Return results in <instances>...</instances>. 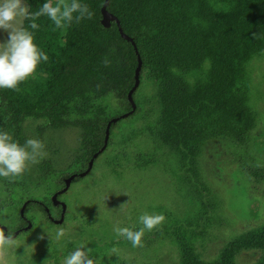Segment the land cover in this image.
<instances>
[{"label": "trees", "instance_id": "16d2710c", "mask_svg": "<svg viewBox=\"0 0 264 264\" xmlns=\"http://www.w3.org/2000/svg\"><path fill=\"white\" fill-rule=\"evenodd\" d=\"M25 2L29 11L35 12L46 0ZM103 2L81 0L89 6L92 18L73 21L62 29H55L43 16L37 19L39 28L35 30L29 28V20H22L20 26L33 33L34 43L49 59L41 61L32 76L18 85L19 91L0 88V132L9 133L23 145L28 139L24 120L45 117L53 127H79L80 140L65 172H56L44 161L35 176L25 170L18 177H0V188L9 198L4 201L0 196V224L6 226L7 235L24 229L28 219L35 222L30 211H40L51 223L46 208L54 219L60 217L61 205H55L51 196L17 198L16 190L30 180H48L55 192L72 172L87 167L93 153L104 143L105 127L111 117L97 99L114 95L121 105L114 116L131 108L127 93L134 84L137 54L114 21L108 27L101 24ZM107 9L137 46L142 61L139 85L144 75L156 87L159 115L155 132L164 145L183 149L182 154L194 160L196 150H201L211 135L223 133L239 142L247 137L256 114L247 88L236 86V77L252 57H264V0H109ZM138 86L133 91L135 110L111 124L108 144L122 120L139 114ZM190 138L192 147H187ZM197 138L200 143H196ZM256 170L253 173L264 179V169ZM79 179L76 176L72 182ZM8 209L12 211L8 213L10 218L6 215ZM242 248L259 249L261 255L254 264H264V225L236 235L225 246L217 264H233L232 252ZM181 255L182 264H203L185 248ZM94 264L133 263L109 259Z\"/></svg>", "mask_w": 264, "mask_h": 264}, {"label": "rangeland", "instance_id": "374dc122", "mask_svg": "<svg viewBox=\"0 0 264 264\" xmlns=\"http://www.w3.org/2000/svg\"><path fill=\"white\" fill-rule=\"evenodd\" d=\"M22 20L18 18L16 25ZM7 38L8 33L0 29V43ZM143 78L136 97L139 114L114 128L110 143L90 171L61 193L59 199L66 203L62 222L51 223L40 211H30L35 222L28 219L31 226L18 230L14 245L0 250V264H64L81 246L94 263L120 259L133 264H182L181 249L185 248L203 264H217L236 235L264 225V179L256 175V168L264 169V57H252L236 77V86L247 88L256 114L247 137L239 142L223 133L207 140L204 136L206 142L196 150L194 160L182 154L183 149L164 145L156 134V87ZM97 102L110 118L121 109L112 94ZM23 130L27 138L44 144L45 155L25 169L32 176L39 174L44 161L56 172L70 168L79 146V127H53L45 117H31L24 120ZM191 144L190 138L187 147ZM52 190V181L30 180L17 188L16 197L41 198L51 196ZM0 196L9 201L3 188ZM10 212L6 211L7 218ZM144 213L163 215L164 220L145 230L142 246L133 247L114 229L139 230ZM61 228L65 235L57 240ZM232 253L233 264H254L261 255L256 248Z\"/></svg>", "mask_w": 264, "mask_h": 264}, {"label": "clouds", "instance_id": "9594fccd", "mask_svg": "<svg viewBox=\"0 0 264 264\" xmlns=\"http://www.w3.org/2000/svg\"><path fill=\"white\" fill-rule=\"evenodd\" d=\"M42 16L47 17L55 29H62L73 21L79 23L85 18L91 19L93 13L81 0H56L55 4L52 0H46L35 12L29 11L25 0H0V29L8 33L7 40L0 43V88L19 91L18 85L32 76L38 64L48 61L47 53L34 43L33 33L15 23L18 18L27 19L30 21L29 28L35 30L39 28L36 21ZM107 63L105 60V64ZM43 149L44 144L38 139L28 138L20 145L9 133L0 132V177L21 176L29 162L38 163V157L45 155ZM163 220V215L144 213L139 217V222L143 225L139 230L116 227L114 231L118 237L122 236L130 241L133 247H138L142 246L145 230H153ZM64 235L65 230L61 228L56 232V239L59 240ZM14 243L12 234L5 235L0 230V250ZM64 264H94V260L84 246H81L66 257Z\"/></svg>", "mask_w": 264, "mask_h": 264}, {"label": "water", "instance_id": "95a60500", "mask_svg": "<svg viewBox=\"0 0 264 264\" xmlns=\"http://www.w3.org/2000/svg\"><path fill=\"white\" fill-rule=\"evenodd\" d=\"M108 4H109V0H104L103 4H102V6H101V15H102V16H101V24H102L103 26H105V27H108V26H110L111 21H114V22L116 23V25H117V28H118V31H119L120 35H121L124 39H126V40H128V41H130V42L132 43V45H133V47H134V50H135V52H136V54H137V66H136V68H135V73H134V84H133V86L129 89V91H128V93H127V98H128V100H129V102H130L131 108H130V110H128L127 112H124V113L120 114L119 116L112 117V118H110V119L107 121V124H106V127H105L104 143H103V145H102L97 151H95V152L93 153V155L91 156V158H90L89 161H88V165H87L86 169H84V170L81 171V172L71 173L69 176H67V177L65 178V180H64V186H63L61 189H59V190L53 192V194L51 195V199H52L53 203H54L55 205H57V204L61 205V213H60V217H59V218L54 219L50 214L48 215L49 218H50L53 222H55V223H61V222H62L63 217H64V213H65V210H66V203H65L64 201L58 199L57 196H58L59 194L63 193L64 191H66V190L68 189V187H69V185H70V183H71V181H72V179H73L74 177H76V176H80V177H82V176L86 175V174L90 171V169H91V167H92V165H93V163H94V159H95V158H96V157H97V156H98V155H99V154L105 149V147H106V145H107L108 137H109V133H110V126H111V124L114 123V122H116V121H117L118 119H120V118H125V117H127V116H128L129 114H131V113L135 110V108H136V103H135V101H134V99H133V91L137 88V86L139 85V82H140V70H141V64H142L141 57H140V55H139V52H138L137 46H136V44H135L133 38H132L131 36H129L128 34H126V33L123 31L119 19H118L113 13H111V12L107 9V5H108ZM26 203H27V201H25V202L23 203V205L21 206V209H20V213H21V215H23V212H24V208H25ZM46 210H47V212H48V208H46ZM30 226H31V222L28 221V222H27V225L24 227V229H28ZM1 229L5 232V235H7V233H6V230H7L6 226L3 225V224H1V225H0V230H1ZM17 233H18V230H16V231L14 232L13 236H15Z\"/></svg>", "mask_w": 264, "mask_h": 264}, {"label": "flooded vegetation", "instance_id": "af4514ba", "mask_svg": "<svg viewBox=\"0 0 264 264\" xmlns=\"http://www.w3.org/2000/svg\"><path fill=\"white\" fill-rule=\"evenodd\" d=\"M17 230H20V229H17ZM16 231V230H15Z\"/></svg>", "mask_w": 264, "mask_h": 264}]
</instances>
